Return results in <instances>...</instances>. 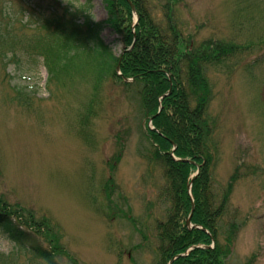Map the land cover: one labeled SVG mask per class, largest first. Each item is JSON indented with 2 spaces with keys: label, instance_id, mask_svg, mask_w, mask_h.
<instances>
[{
  "label": "rangeland",
  "instance_id": "1",
  "mask_svg": "<svg viewBox=\"0 0 264 264\" xmlns=\"http://www.w3.org/2000/svg\"><path fill=\"white\" fill-rule=\"evenodd\" d=\"M24 1L28 12L40 5L57 15L85 2L0 0L11 17L0 29L28 27ZM143 2L163 18L167 0ZM110 7L120 13L116 0ZM90 15L94 23L107 19L102 0ZM172 19L194 51L202 42L230 51L203 72L212 90L209 179L226 208L222 223L238 226L227 264H264V0H179ZM101 39L115 57L125 48L107 26ZM10 57L0 59V211L56 264H160L158 225L168 201L160 198L164 169L152 160L139 86L111 72L100 82L88 71L48 82L41 59ZM14 88L33 96L24 101ZM0 255V264H47L1 230Z\"/></svg>",
  "mask_w": 264,
  "mask_h": 264
},
{
  "label": "trees",
  "instance_id": "2",
  "mask_svg": "<svg viewBox=\"0 0 264 264\" xmlns=\"http://www.w3.org/2000/svg\"><path fill=\"white\" fill-rule=\"evenodd\" d=\"M93 1L85 0L83 5L76 7L66 5L60 15L41 6H38L41 11L28 12L25 8L28 10L30 5L24 1L25 7L21 6L19 13L22 17L27 12L32 20L27 21L28 27L23 24L17 31L4 22V28L0 29V59L5 61L9 55L10 60H17L18 56L31 61L41 59L50 80L69 71L91 72L98 82L110 72L120 83L121 77L133 79L132 84L139 86L144 114L153 119L154 131L148 134L153 143L152 160L164 169L165 184L160 190V198L168 201V210L165 222L158 225L160 264L186 254L193 247L173 264H227L238 226L235 220L222 223L226 208L223 209L222 199L218 200L211 190V127L206 116L212 90L203 72L205 65L222 61L230 51L223 52L214 43L202 42L195 51L190 45L186 46L183 32L172 19V8L178 0H167L163 18L159 20L145 10L143 0H130L139 17L134 34L132 11L127 0H116L123 17L110 7L112 0H103L107 19L99 24L90 17ZM7 18L10 19V15L0 9V19ZM105 26L125 42L120 59L121 77L114 72L119 58L100 38ZM132 44V49L124 52ZM209 46L214 49L209 50ZM208 51L211 54H205ZM170 86L171 94L163 97ZM15 93L24 101L30 98L21 91ZM159 107L161 111L157 114ZM172 154L178 160L191 163L174 161ZM197 168L198 175L192 183L194 211L190 222L202 230H189L186 219L191 201L187 185L190 174ZM0 229L37 259L56 264L40 246L31 244L28 232L15 225L3 211H0ZM220 239L224 243L221 244ZM213 242L215 248L210 249ZM49 246L56 249V244ZM204 246L206 249L201 248ZM3 259L0 255V261Z\"/></svg>",
  "mask_w": 264,
  "mask_h": 264
},
{
  "label": "water",
  "instance_id": "3",
  "mask_svg": "<svg viewBox=\"0 0 264 264\" xmlns=\"http://www.w3.org/2000/svg\"><path fill=\"white\" fill-rule=\"evenodd\" d=\"M118 70H119V66H117V68H116V71L118 72ZM189 188H190V186H189ZM193 210V205L191 206V211ZM186 224L187 225H190V217L187 219V221H186ZM173 261V260H172ZM172 261L169 263V264H172Z\"/></svg>",
  "mask_w": 264,
  "mask_h": 264
}]
</instances>
